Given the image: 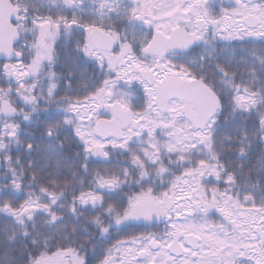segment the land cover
I'll return each mask as SVG.
<instances>
[{
    "label": "snow or ice",
    "instance_id": "6c2138e0",
    "mask_svg": "<svg viewBox=\"0 0 264 264\" xmlns=\"http://www.w3.org/2000/svg\"><path fill=\"white\" fill-rule=\"evenodd\" d=\"M0 218V264H264V0H0Z\"/></svg>",
    "mask_w": 264,
    "mask_h": 264
},
{
    "label": "trees",
    "instance_id": "16d2710c",
    "mask_svg": "<svg viewBox=\"0 0 264 264\" xmlns=\"http://www.w3.org/2000/svg\"><path fill=\"white\" fill-rule=\"evenodd\" d=\"M73 46H74V42H73ZM2 219V218H0ZM129 232H133V233H138V232H144V231H156L155 228H149V229H145V228H139V229H129ZM125 233H120L119 235H117L116 233H113L114 239L111 241L112 243H115L116 239H124L125 238ZM109 245H105V247H107Z\"/></svg>",
    "mask_w": 264,
    "mask_h": 264
},
{
    "label": "rangeland",
    "instance_id": "374dc122",
    "mask_svg": "<svg viewBox=\"0 0 264 264\" xmlns=\"http://www.w3.org/2000/svg\"><path fill=\"white\" fill-rule=\"evenodd\" d=\"M221 2H223L226 5L228 3V0H217L218 4L221 3Z\"/></svg>",
    "mask_w": 264,
    "mask_h": 264
}]
</instances>
